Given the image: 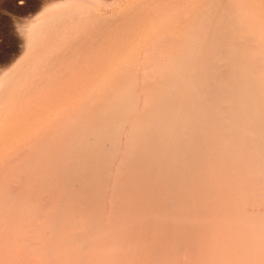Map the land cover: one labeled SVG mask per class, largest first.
I'll return each instance as SVG.
<instances>
[{
    "label": "rangeland",
    "instance_id": "1",
    "mask_svg": "<svg viewBox=\"0 0 264 264\" xmlns=\"http://www.w3.org/2000/svg\"><path fill=\"white\" fill-rule=\"evenodd\" d=\"M69 1L0 0V76L16 72L15 83L23 81L33 57L24 52L21 28ZM88 11L81 20V27H88H79L67 42L65 61L52 52L36 80L29 86L21 82L16 96L6 105L4 100L0 264H264V213H252L264 210V188L252 184L254 157L246 144L235 142L230 157L217 128L201 139V148L204 138L206 146L178 195L186 206L187 229L181 234L175 233V223L168 225L172 219L160 205L162 195L152 191L156 145L145 141L138 147L141 155L117 190L107 181L108 164L99 160V177L84 164L93 146L102 147L105 129L94 144L87 134L94 132L95 120L107 118L112 99L124 93L131 94L136 108L168 99L171 111L160 114L166 120L177 109V93L187 99L201 87L206 103L236 108L242 99L237 86L256 81L249 94L264 107V83L258 81L264 75V0H101ZM202 30L213 33L195 44ZM194 59L200 65L185 68L186 75L178 78V64ZM192 119L195 136L200 130ZM57 129L72 134L70 143ZM81 129L88 133H76Z\"/></svg>",
    "mask_w": 264,
    "mask_h": 264
},
{
    "label": "bare ground",
    "instance_id": "2",
    "mask_svg": "<svg viewBox=\"0 0 264 264\" xmlns=\"http://www.w3.org/2000/svg\"><path fill=\"white\" fill-rule=\"evenodd\" d=\"M233 1H237V0H233ZM243 1L247 3L250 0H243ZM216 3L218 5L220 4L219 1ZM92 5L94 7H98L99 5H101V0H71L69 2H65L61 6H58L57 9L53 10L50 15H48L40 22L32 25L30 24L27 26L25 25V27L23 26V28H21L20 31L24 36V42H23L24 52H26V54L27 53L31 54L33 57L32 62L30 61L31 62L30 66L27 68L24 67L25 70L23 69L24 72L21 75V77H23L21 78L23 79V81L21 80V82L24 86L25 85L27 86V84L29 86V83H32L36 80L34 77L37 73H39L38 69L40 67H44L49 64L50 60L48 64L45 62V60L48 57L52 56L51 55L52 52L55 53L56 58L62 60L64 59L62 57H63V52L66 50L67 42L75 36L78 30H81L79 29V27H81V20L84 17H87L86 12L88 11V7ZM216 9L218 8L216 7ZM90 13L92 14V12ZM88 16H90V14ZM98 17H96V19ZM211 17L217 19L216 14H213V16ZM263 19L264 17L261 18V20ZM87 24L86 26L84 25L85 28L81 27L82 29H84V31L88 27ZM89 25L93 27L94 23ZM211 25L215 27L218 25V22H212ZM161 30L164 29L161 28ZM213 30L199 31L200 32V33L198 32L199 38L194 40L195 44H201L202 42L206 41L207 36L213 33L212 32ZM85 34L86 33H83L82 35ZM250 34L252 35L250 36L252 37V39L260 40L258 38V34H254V33H250ZM166 40L168 41L167 38ZM81 41L83 40H80V44ZM154 42L156 43V41ZM213 42L214 41L212 40V43ZM218 42L216 41L217 44ZM70 48L71 47H69V49ZM74 54H76V57L79 58L80 55H78L76 52ZM73 56L72 58H74ZM176 57H179V55H176ZM63 61H65V59ZM75 61L73 62L72 60L71 63L69 62V64L71 65L75 63ZM262 62L264 66V61ZM222 64L223 63H220L219 66H221ZM197 65L200 64L195 59L187 64L184 65L181 64V66L180 64H178V71H177L178 78L181 75L183 76L186 75L185 68L195 67ZM224 65L229 66V63L225 62ZM71 66L73 67L75 65H71ZM65 67L69 68L70 66H68L67 64V66ZM147 67L148 66L145 67L144 72L145 73L147 72L146 74L147 76H149ZM57 68L58 67L55 66L56 70ZM41 70L43 71L42 68ZM19 72L21 73V71ZM43 72L42 74H44ZM193 73H194L193 71L188 72L186 77L193 76ZM17 75L16 72H8V74L0 76V112L3 108L4 100H5V105L8 104L13 99L14 94L18 92L16 91V89L21 82L15 83V79ZM50 76H52V74ZM50 76H48V78ZM144 81H146V79H144ZM258 81L260 83H264V75L262 77V80H258ZM251 82L252 81L249 82L241 81L240 82L241 84L237 86L240 89L242 99L236 108H233L231 105L226 104L225 102L215 103L213 105L210 103H206L207 101L204 97L201 87H197L193 91L192 95L187 99L184 98V96L181 95L180 93H177V96L174 97L175 98L174 105H177L176 107L177 109H175V112H173L174 114L172 113L171 118L166 120L164 118L161 119L160 114L163 111H167V110L171 111L170 102H167L168 99H164L163 101L157 104L147 102L140 106L141 104L140 103L139 104L140 107L136 108L133 107V105L131 104L130 101V99L132 98L131 94L129 93L121 94V96H119L117 99H112V101L109 103L107 118L101 117L95 120L96 124H93L96 125L94 132L93 131H90L89 133L88 131L85 132L87 129L85 131L81 129L76 132L79 133V135H84L85 133L86 134L88 133L87 134L88 138L92 139V144H94L97 141V138L99 137L100 129L102 127H104L105 129L104 134L101 133L102 135L100 136V138L102 137V141H101L102 147L101 148L100 147L95 148L94 146L92 147L93 148L92 149L93 155L91 154L92 158H90L88 162L85 161L84 163L86 168L89 169L91 168L92 169L91 173L95 177L96 176L99 177V175L97 174V172L99 171L98 170L99 160L103 161V163L108 164L109 168L107 170L108 171L107 181L109 182V186H112V191L117 190L120 187V184L121 183L123 184L124 182V179H122L123 176H125V174L128 172L131 165L135 164L138 154L141 155V151L140 150L137 151L138 147L140 145L146 146L145 141H149L152 145H156L158 161L153 165V170H151V172H153V177H155L154 181L151 184L152 191L155 192V194L158 193V195L159 194L162 195L161 201L158 198H155V200H159L160 205H162V207L170 210L169 216L171 217L172 220L171 222H168V225L170 223L172 224L175 223L174 225L175 233L177 234L183 233L184 232L183 230L185 228L187 229V224L184 222L185 213L183 210L186 208V206L184 203H182V205L179 204L180 199L178 195L181 191V184L189 176L192 175L191 172L194 171L196 168L197 165L196 157L200 155V153L206 146L205 138H204L203 140L204 147L201 148L202 145L201 139L207 136L209 131H212L213 129L217 128V130L216 129L215 130L217 133H219V136L223 141L224 147L228 150V155L230 157L234 152L235 146H237L235 142L240 141L246 144L248 149H252V156L254 158L252 162L249 164V167L254 169L252 184L258 188H264V107L256 95H253V93L252 95L249 94L250 86L254 85V82L256 81H253V83ZM60 83L62 82L60 81ZM154 85L155 84H153V86ZM139 86H140V82H139ZM29 88L30 87H28V89ZM26 92H28V90ZM224 95L229 96V91L226 90V93ZM225 99L226 98H224V101H226ZM190 102L191 104H189ZM115 117H117L116 121L110 120V118H115ZM192 117L196 118L195 121L197 123V128L198 130H200V133H197L195 136H193L194 135L193 133H195L196 127L192 128V126L190 125L191 122L193 123ZM214 120L216 122H213ZM153 130H156V133L158 134L156 135L154 133V135H152ZM42 131L40 132L41 134L43 133ZM67 133L63 132L61 129L59 130L57 129V136L59 138H63L65 140V143H70L69 141L72 134L68 135ZM124 137L125 139L123 140ZM34 140L35 138L33 139V141ZM49 142L50 145L52 144L53 146L54 143L51 139L49 140ZM168 198L172 199V201L169 202L170 199ZM88 201L90 202V199H88ZM107 208L108 207H106V209ZM252 213L260 214V213H264V210H256V212H252ZM182 244H183V240L179 239L178 245L181 246Z\"/></svg>",
    "mask_w": 264,
    "mask_h": 264
}]
</instances>
